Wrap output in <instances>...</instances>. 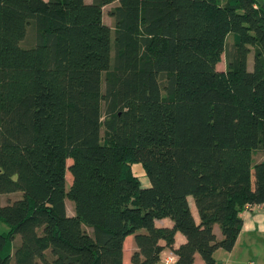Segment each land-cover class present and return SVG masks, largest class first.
I'll return each instance as SVG.
<instances>
[{
  "label": "trees",
  "instance_id": "16d2710c",
  "mask_svg": "<svg viewBox=\"0 0 264 264\" xmlns=\"http://www.w3.org/2000/svg\"><path fill=\"white\" fill-rule=\"evenodd\" d=\"M262 204L264 0H0V264H219Z\"/></svg>",
  "mask_w": 264,
  "mask_h": 264
},
{
  "label": "rangeland",
  "instance_id": "374dc122",
  "mask_svg": "<svg viewBox=\"0 0 264 264\" xmlns=\"http://www.w3.org/2000/svg\"><path fill=\"white\" fill-rule=\"evenodd\" d=\"M119 4V1H115L109 5H106L104 7V20L109 25H114L113 19L110 17L109 12L110 10L117 6ZM35 28V27H34ZM32 29V26H29L28 31ZM37 31V29L35 28ZM32 34H28L25 40L23 39L21 41V46L24 48H29L34 46V44L31 40L34 38L35 31H31ZM30 41V42H29ZM37 41V37H36ZM235 43V36L234 33L228 35L227 38V49L232 50L234 48ZM253 61H254V52L252 51L248 58L249 68H253ZM217 68L220 70H225L227 68V58L226 55H222V60L217 64ZM103 79H105V75L103 74ZM104 89V86H103ZM102 134H104V129H102ZM72 163V159H68L67 164L68 166ZM140 171L136 170V174L140 176ZM73 182V176L71 172L68 170L66 173V189L69 190L71 184ZM18 194L21 195V193L13 192V193H7L2 195V201L1 203L7 204V202L12 201L14 198L18 196ZM10 197V200H9ZM192 197V196H191ZM9 200V201H8ZM193 200V197H192ZM194 201V200H193ZM66 204L67 209L70 214L74 212L75 209V203L73 200H71L69 197H66ZM3 228L0 227V232L7 231L9 228L7 224L3 223ZM87 226V225H86ZM89 227V226H87ZM91 228V227H89ZM218 232L220 235H222L221 229H218ZM242 232V231H241ZM21 242V236L18 234L15 238V240L12 243V249L14 250ZM235 249L232 251L230 256V261L228 264H264V230H260L258 227L252 228L250 231H244L243 233H240L239 235V241L235 244ZM229 251L227 252L224 249H219L216 253L215 257L219 259L221 255L228 256ZM200 262H202L201 256L197 255ZM41 264V263H39Z\"/></svg>",
  "mask_w": 264,
  "mask_h": 264
},
{
  "label": "crops",
  "instance_id": "0c3cea01",
  "mask_svg": "<svg viewBox=\"0 0 264 264\" xmlns=\"http://www.w3.org/2000/svg\"><path fill=\"white\" fill-rule=\"evenodd\" d=\"M86 1L87 2H91L92 0H86ZM260 157L263 158V156H261V155H260ZM136 170H138V172L140 171V173H139L140 174V177L142 178L144 184L146 186H148L149 185V182L145 178L144 171H143L142 167L139 164H135L134 165V171L136 172ZM189 200H190V204H191V207H192V212H193L195 218L198 221L199 220V216H198V211H197V208L195 206V203L192 200V197H189ZM72 214H70V215H72ZM242 216L244 218V224H243V228L241 230L242 232H240V233H243L244 231H250L252 228H255V227H258L262 231L264 230V204L257 205V206H254L251 209L245 210L242 213ZM173 224H174L173 223V220L171 218H169V217L160 218V219H157L156 220V225L159 226V227H171V226H173ZM218 229H220V227H219V225H216L215 226V231L217 233V237L219 239H221L222 238V235L219 234ZM88 231L90 233H92L93 232V229L92 228H88ZM186 240H187L186 236L182 232L178 231L176 233V236H175V244H174V247L175 248H178L181 244L185 243ZM238 241H239V237H238L236 243H238ZM161 244L162 245H165L166 244L165 240H161ZM135 249H136V245H135V242H134V235H129L126 238L125 245H124V263L125 264H129L130 263V261H131V255H132V253L134 252ZM234 249H235V247L231 251H229L230 253H229L228 256L221 255L219 257V259H217L215 257L216 260L218 261V263L219 264H228L229 261H230L231 253H232V251H234ZM168 250H170V249L169 248H165L164 249V251H168ZM218 250H216V252H215L214 255H216V253L218 252ZM197 255H196V259H195L194 264H203V261L200 262V260H199V258H198ZM158 264H164V263H163L162 260H160V262Z\"/></svg>",
  "mask_w": 264,
  "mask_h": 264
},
{
  "label": "built area",
  "instance_id": "2783aa9c",
  "mask_svg": "<svg viewBox=\"0 0 264 264\" xmlns=\"http://www.w3.org/2000/svg\"><path fill=\"white\" fill-rule=\"evenodd\" d=\"M178 259V255L174 251L168 250L163 253L161 260L164 264H177Z\"/></svg>",
  "mask_w": 264,
  "mask_h": 264
}]
</instances>
